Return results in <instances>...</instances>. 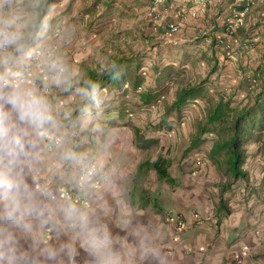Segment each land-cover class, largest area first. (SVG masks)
Wrapping results in <instances>:
<instances>
[{"label":"clouds","instance_id":"1","mask_svg":"<svg viewBox=\"0 0 264 264\" xmlns=\"http://www.w3.org/2000/svg\"><path fill=\"white\" fill-rule=\"evenodd\" d=\"M47 0H0V264H160L142 226L114 232L96 168L67 122L83 130L104 97L45 34ZM90 105L72 120L51 90ZM94 131H98L94 127ZM69 192L77 195H69Z\"/></svg>","mask_w":264,"mask_h":264},{"label":"rangeland","instance_id":"2","mask_svg":"<svg viewBox=\"0 0 264 264\" xmlns=\"http://www.w3.org/2000/svg\"><path fill=\"white\" fill-rule=\"evenodd\" d=\"M104 1L62 0L59 8L47 17L45 34L53 40L60 36L61 40H69L72 46L67 54L73 55L83 68L94 73L91 79H98L118 60L130 65L127 70H121L123 77L120 81L99 89L104 106L92 123L99 125L105 133L110 132L112 137H119L123 142L121 146L132 148L134 156L143 162L151 163L163 154L170 161L169 173L183 182V189L188 186L184 181L202 185L201 191L218 199L219 207L222 204L228 209L224 205L233 197L241 201L260 200V207L264 205V129L253 131L242 145L244 178L232 179L226 170L223 152L214 157L210 153L216 138L228 135L232 115L244 106L252 105L260 90H264V75L261 76L262 83L258 75L244 66L230 67L226 50L217 45L210 51L204 35L199 38L188 35L182 37L184 41L177 40L171 36L176 32L168 33L167 23L161 20L159 10L149 13L150 0L140 4L126 0V7L122 8L116 5V0ZM97 18L99 26L88 22ZM201 34L197 31L196 35ZM252 79H255L253 84ZM199 82H204L201 97L186 103L179 113L165 114L179 89ZM147 90L155 98L151 103L143 104L140 95ZM220 98L228 101L231 109L223 125L225 128L205 132L197 138L211 106ZM84 103L90 105L80 96L79 108ZM126 124L139 127L145 137H155L158 142L148 149L135 147L132 130ZM208 164L212 167L210 171L201 170ZM143 173L148 198L153 192L150 185L157 184L156 192L160 193L168 184L160 180L149 165H143ZM208 180H211L210 184ZM218 209L217 206L214 208Z\"/></svg>","mask_w":264,"mask_h":264},{"label":"crops","instance_id":"3","mask_svg":"<svg viewBox=\"0 0 264 264\" xmlns=\"http://www.w3.org/2000/svg\"><path fill=\"white\" fill-rule=\"evenodd\" d=\"M61 1L49 7L57 10ZM116 1V5L126 7V0ZM135 1L138 4L148 3V0ZM247 5L249 8L244 11ZM156 9L160 11L163 22H178L179 28L171 36L184 41L182 37L188 35L197 38L204 35V42L210 51L217 45L222 48L219 38L225 35V25L235 15H242V25L226 36L231 42V49H225L230 59L229 66H244L253 74L264 75V0H172ZM88 22L92 26H99L98 18L89 19ZM197 31L202 34L196 35ZM60 37L53 40L45 36L47 43L58 46L68 63L78 71L82 86V82L94 77V73L83 68L73 55L67 54L72 45L69 40H61ZM51 92L59 106L71 113L72 120H75L79 115L75 116V112L80 105V96L74 91L55 88ZM86 105L84 103L82 106ZM94 127L99 130L94 131ZM66 130L77 133L75 139L82 141V150L96 158L100 165V170L94 176L96 187L89 196L100 194L104 197L109 208L105 218L108 226L114 232L125 229L129 224L142 226L160 264H229L234 255L243 253L241 264H264V205L260 207V200L251 198L241 201L233 197L223 204L230 210L225 213L221 211L218 199H212L201 191L202 185L184 181L188 186L183 189V182L179 180L176 187L170 188L166 184L160 193L156 192L157 184L150 185V190L156 193L151 199L153 192H150L148 198L143 166L140 167L143 160L134 156L132 148L121 146L123 142L119 141V137H112L110 132L105 133L93 123L81 130L78 124L67 122ZM211 169L209 164L201 167L205 172ZM210 182L208 180V184ZM216 206L220 209L214 210ZM176 215H181L183 220V229L178 237L174 220Z\"/></svg>","mask_w":264,"mask_h":264},{"label":"trees","instance_id":"4","mask_svg":"<svg viewBox=\"0 0 264 264\" xmlns=\"http://www.w3.org/2000/svg\"><path fill=\"white\" fill-rule=\"evenodd\" d=\"M57 1L58 0H47V6H50ZM129 66L130 65H124L122 60H118L105 74L101 75L98 79H91L90 81L95 83L99 89L107 86L111 82L116 83L122 79V72L127 70ZM262 75L263 73H260V75H258V79H260V82L263 83V79L261 78ZM203 83L199 82L197 84L185 86L179 89L176 93L175 100L167 108L165 114L168 115L175 111L179 113L186 103L201 97L203 95ZM140 98L143 104H149L154 100L155 96L150 90H147L146 92L141 93ZM79 111L80 108H76L75 116L79 114ZM230 112L231 109L229 108V102L220 98L213 106H211L197 138L205 132L217 131L219 128H225L223 125L226 123L225 121L229 117ZM126 125L132 130L133 143L135 147L148 149L158 142V139L155 137H145L143 131L139 127L131 124ZM261 129H264L263 89L260 90V95H258L252 105H246L239 112L232 115L231 123L228 127V135H219L210 150V153L212 154L211 156L213 157L219 152H223L225 154L226 170L230 173L233 180L246 177L245 171L241 169V166L245 161L242 145L247 138L251 136L253 131ZM169 162L170 161L167 157L160 154L151 163L147 161L142 162L140 167L143 165H149L156 172L160 180H165L171 187H174L177 185V180L169 173ZM221 191H224V189ZM220 205L222 210H226L227 212L229 211V209H224L222 204Z\"/></svg>","mask_w":264,"mask_h":264},{"label":"built area","instance_id":"5","mask_svg":"<svg viewBox=\"0 0 264 264\" xmlns=\"http://www.w3.org/2000/svg\"><path fill=\"white\" fill-rule=\"evenodd\" d=\"M167 1H172V0H150L151 2V6L149 7V13L153 14L156 13V11L158 12V10L156 9V7L160 6V5H165ZM249 8V6H245L244 7V11H247V9ZM193 15L195 14V12H192ZM158 16V14H157ZM166 24V28L168 33L173 34L175 33L178 28H179V24L177 21H170V22H165ZM243 23V19H242V15H235L233 17V19L227 23L224 27V33L225 35H223V37L219 38V44L226 50H230L231 49V42L226 38L227 35H229L230 33H232L237 27L241 26ZM255 83V79H252V84ZM92 162L93 165L96 168V172L100 170V165L97 163L96 158L92 157ZM69 195H73L72 192H69ZM174 220L176 221V228H177V237L180 236V233L183 229V220H182V216L181 215H176L174 216ZM244 254V253H243ZM242 255H234L232 261L229 264H241L242 263ZM254 264V263H252Z\"/></svg>","mask_w":264,"mask_h":264}]
</instances>
